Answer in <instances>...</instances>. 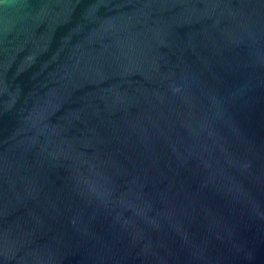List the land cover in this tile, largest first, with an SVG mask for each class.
Returning a JSON list of instances; mask_svg holds the SVG:
<instances>
[{
  "label": "water",
  "instance_id": "obj_1",
  "mask_svg": "<svg viewBox=\"0 0 264 264\" xmlns=\"http://www.w3.org/2000/svg\"><path fill=\"white\" fill-rule=\"evenodd\" d=\"M0 264H264V0H0Z\"/></svg>",
  "mask_w": 264,
  "mask_h": 264
}]
</instances>
